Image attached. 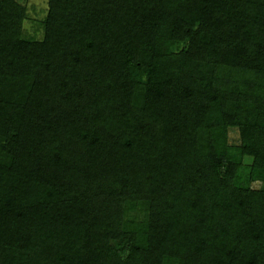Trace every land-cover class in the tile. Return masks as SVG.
<instances>
[{
    "label": "trees",
    "instance_id": "trees-1",
    "mask_svg": "<svg viewBox=\"0 0 264 264\" xmlns=\"http://www.w3.org/2000/svg\"><path fill=\"white\" fill-rule=\"evenodd\" d=\"M46 4L0 0V264H264V0Z\"/></svg>",
    "mask_w": 264,
    "mask_h": 264
},
{
    "label": "rangeland",
    "instance_id": "rangeland-1",
    "mask_svg": "<svg viewBox=\"0 0 264 264\" xmlns=\"http://www.w3.org/2000/svg\"><path fill=\"white\" fill-rule=\"evenodd\" d=\"M23 4L26 8L27 18L23 23V32L27 36L34 38H41L42 30L39 25L47 9L46 0H17ZM228 142L231 145H237L239 143L238 133L235 129L228 130ZM249 171V160L246 158L240 167L239 173L243 178L247 177ZM251 188H261L263 186L262 181H254L250 183Z\"/></svg>",
    "mask_w": 264,
    "mask_h": 264
}]
</instances>
